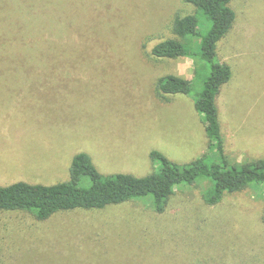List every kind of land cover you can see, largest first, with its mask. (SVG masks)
Wrapping results in <instances>:
<instances>
[{"label":"rangeland","instance_id":"rangeland-1","mask_svg":"<svg viewBox=\"0 0 264 264\" xmlns=\"http://www.w3.org/2000/svg\"><path fill=\"white\" fill-rule=\"evenodd\" d=\"M230 7L216 53L232 77L215 103L227 161L242 165L264 160V0ZM194 12L183 0H0V43L21 40L0 54V186L66 182L78 153L102 175L145 177L151 151L179 165L207 152L194 98L155 92L164 76L198 92L201 72L151 56ZM205 189H176L162 213L149 197L45 221L0 212V264H264V187L213 206Z\"/></svg>","mask_w":264,"mask_h":264},{"label":"trees","instance_id":"trees-1","mask_svg":"<svg viewBox=\"0 0 264 264\" xmlns=\"http://www.w3.org/2000/svg\"><path fill=\"white\" fill-rule=\"evenodd\" d=\"M195 12L176 17L172 24L175 39L164 40L151 49L155 60L188 58L194 62V79L201 72V90L194 92L192 81L177 76L157 80L155 92L162 98L192 96L194 109L203 117L208 140L207 152L186 164H176L158 151L149 158L157 170L145 177L118 173L102 175L86 153L76 154L70 163L69 180L45 186L17 182L0 186V212H27L45 221L55 214L75 210H103L134 199H147L150 208L162 213L176 189L205 184V204H218L225 195L249 187H264V160L230 165L225 155L216 97L232 77L231 69L217 58V45L231 30L235 13L232 0H183ZM201 15V19L198 18ZM18 37L6 38L2 46L17 44ZM21 49V48H20ZM15 48L12 51L18 52ZM23 50V49H22ZM264 215V209H263Z\"/></svg>","mask_w":264,"mask_h":264}]
</instances>
